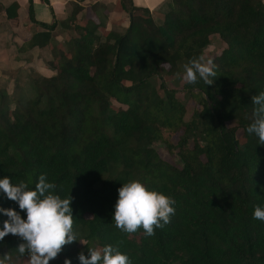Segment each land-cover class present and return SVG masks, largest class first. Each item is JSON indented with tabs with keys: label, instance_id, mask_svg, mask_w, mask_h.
<instances>
[{
	"label": "trees",
	"instance_id": "1",
	"mask_svg": "<svg viewBox=\"0 0 264 264\" xmlns=\"http://www.w3.org/2000/svg\"><path fill=\"white\" fill-rule=\"evenodd\" d=\"M170 3L156 24L146 9L119 0L128 15L123 32L102 38L95 32L101 25L88 22L80 37L53 48L50 76L26 75L23 88L15 76L13 96L0 89V178L34 190L46 174L54 194L72 197L77 241L64 246L57 264H80L79 253L106 245L132 264H264V222L253 218L255 206H264V145L246 131L252 97L264 91V7L259 0ZM15 10L12 4L5 13ZM40 26L28 48L48 44L54 23ZM211 37L223 46L211 59L216 79L185 82L200 109L184 120L177 91L153 79L164 66L184 75ZM155 143L176 163L161 160ZM133 179L176 202L171 222L152 236L142 228L124 233L112 219L118 189ZM0 208L26 219L2 191ZM7 219L0 213V229ZM21 242L8 234L0 255L28 262L16 250Z\"/></svg>",
	"mask_w": 264,
	"mask_h": 264
},
{
	"label": "clouds",
	"instance_id": "2",
	"mask_svg": "<svg viewBox=\"0 0 264 264\" xmlns=\"http://www.w3.org/2000/svg\"><path fill=\"white\" fill-rule=\"evenodd\" d=\"M216 65L203 56L192 59L184 65L183 80L189 84L202 79L212 85L216 79ZM254 120L247 127L249 135L258 137V144L264 145V91L252 97ZM56 185L41 174L35 189L29 188L23 180L13 183L10 177L0 178V191L16 202L26 219L12 208H0V213L8 217L0 229V241L8 234L20 237L16 250L26 256L28 264H50L62 252L64 246L77 241L74 230L72 197L61 198L54 194ZM175 200L155 190H149L138 179L123 183L118 189V199L112 219L116 228L127 234L136 233L141 228L147 236L155 234L156 228H163L175 215ZM253 218L264 222V206L256 205ZM89 256L79 253L80 264H132L131 259L118 247L106 245L88 249ZM0 264H13L9 253L0 255ZM64 264H71L65 260Z\"/></svg>",
	"mask_w": 264,
	"mask_h": 264
},
{
	"label": "crops",
	"instance_id": "3",
	"mask_svg": "<svg viewBox=\"0 0 264 264\" xmlns=\"http://www.w3.org/2000/svg\"><path fill=\"white\" fill-rule=\"evenodd\" d=\"M130 2L134 8L146 9L156 24L171 9L170 0ZM12 4L16 10L9 12L8 17L5 9ZM72 13L74 18L70 19ZM127 21L128 15L120 9L119 0H0V79L10 82L15 76L33 73L50 76L52 70L47 63L53 48L60 47L68 38L80 37L88 22L101 25L95 32L103 38L109 31L123 32ZM53 23L48 44L28 48L32 35L44 32L40 25Z\"/></svg>",
	"mask_w": 264,
	"mask_h": 264
},
{
	"label": "rangeland",
	"instance_id": "4",
	"mask_svg": "<svg viewBox=\"0 0 264 264\" xmlns=\"http://www.w3.org/2000/svg\"><path fill=\"white\" fill-rule=\"evenodd\" d=\"M260 1V7L263 8L264 7V0H259ZM223 48V46L219 43V41L217 40L216 37H211L210 39V43L208 45V47L205 49L204 53H203V57L205 58V60L207 59H212L213 57L217 56L221 49ZM53 52H51L50 54V60H53ZM167 67H163L160 71V74L157 77H154L153 82L155 84H158L160 81L163 83V85L168 88V89H173L176 92L175 98L178 100V102L180 104L184 105V120H188L191 113L195 110H199V104L197 103V101H193L189 95L188 92H186L185 88H184V84L185 81L183 80V74L181 73H173V74H168L166 72ZM25 79V76L16 77L17 80V86H20L21 88L22 85H19L23 82V80ZM15 81V80H14ZM14 81H7L6 79H0V89L5 90L6 94H8L9 96H13L16 94V88L13 86L14 85ZM12 82V83H11ZM25 88V87H24ZM18 92V90H17ZM160 94H162L161 92H159ZM231 122L229 123V127H234L235 124ZM237 136H239L240 131H236ZM177 140V135L173 136L170 138V143L173 144L175 141ZM153 148L155 149L157 155L159 156V158L163 161L166 162H170L172 164L176 163V159L174 158L173 155L170 154V152L164 150L163 146L159 143H155L153 144ZM83 242H80V248L83 246ZM83 248V247H82ZM84 255H88V252H84ZM87 256V257H88ZM57 258L50 261V264H57ZM24 264H28V262L24 263Z\"/></svg>",
	"mask_w": 264,
	"mask_h": 264
}]
</instances>
